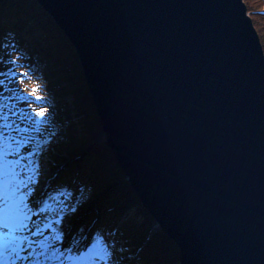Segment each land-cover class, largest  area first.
Masks as SVG:
<instances>
[{
    "label": "water",
    "instance_id": "water-1",
    "mask_svg": "<svg viewBox=\"0 0 264 264\" xmlns=\"http://www.w3.org/2000/svg\"><path fill=\"white\" fill-rule=\"evenodd\" d=\"M35 1L180 264H264V53L243 0Z\"/></svg>",
    "mask_w": 264,
    "mask_h": 264
},
{
    "label": "trees",
    "instance_id": "trees-1",
    "mask_svg": "<svg viewBox=\"0 0 264 264\" xmlns=\"http://www.w3.org/2000/svg\"><path fill=\"white\" fill-rule=\"evenodd\" d=\"M243 2L264 53V0ZM14 75L33 78L47 113L40 130L14 132L20 141L30 138L18 150L23 159L16 172L23 168L26 176L6 180L16 201L26 195L30 204L29 193L41 175L55 172L37 212L44 215L46 204L69 200L72 210L65 223L72 227L67 249L73 255L86 253L102 237L111 252L110 264H179L177 246L156 227L105 142L74 48L35 0H0V94ZM1 108L0 96V114H6ZM16 159L15 154L8 156V162ZM30 175L34 182L18 194L16 188H25ZM54 228L61 235V226Z\"/></svg>",
    "mask_w": 264,
    "mask_h": 264
},
{
    "label": "snow or ice",
    "instance_id": "snow-or-ice-1",
    "mask_svg": "<svg viewBox=\"0 0 264 264\" xmlns=\"http://www.w3.org/2000/svg\"><path fill=\"white\" fill-rule=\"evenodd\" d=\"M31 119V117H29ZM42 116L40 120H33L34 125H39L43 121ZM30 142V138L18 142L15 137L7 139V144L12 147L5 149V137L0 134V232L4 233L0 236V264H16L17 261L23 264L24 261H28L29 257L33 255V249L35 242L29 239L33 235H43L41 232L32 231L27 222L31 215V212L25 197L21 195L18 202L16 201L15 193L8 195L3 190V184L6 180L11 179L13 176L18 175L16 169L20 165V161L23 159L19 156L18 150L21 149L24 143ZM39 151V147L37 148ZM15 154L16 164L12 165L8 162V156ZM35 155V153H33ZM28 183L24 184L25 188L29 183H33V176L27 177ZM19 191V188H16ZM74 210V209H73ZM43 211V209H42ZM65 211L67 209L65 208ZM59 220H54L53 224L48 225L55 231L54 225H58ZM61 239L59 235H53L51 238H45L39 242V256L44 257V261H58L59 264H65V262H71V264H110L111 252L107 243L101 237L94 241L91 248L86 253L72 254V250L61 251L58 247V241ZM27 253V255H21V253ZM29 264L31 262L29 261Z\"/></svg>",
    "mask_w": 264,
    "mask_h": 264
},
{
    "label": "rangeland",
    "instance_id": "rangeland-1",
    "mask_svg": "<svg viewBox=\"0 0 264 264\" xmlns=\"http://www.w3.org/2000/svg\"><path fill=\"white\" fill-rule=\"evenodd\" d=\"M9 80L10 81L5 82V92L0 94L2 103L1 109L7 110L6 114H0V132L2 133L3 137H5V149L12 147L11 145L7 144V139L15 137L18 142H21L19 140L18 134L16 133H25V130H28L29 128H36L37 130H40L39 126L41 123H43L47 115L46 111L42 108V103L40 101L41 98L37 90V84L32 77L29 75H14L11 76ZM32 99H34L35 102H31ZM42 116L44 119L39 125H34L32 123L33 120H40ZM29 117H31V119ZM14 132L16 133L14 134ZM9 164L15 165L16 163L9 161ZM19 173V178L21 179L23 176H26V172L23 171V168L22 170H19ZM54 175L55 172H44L41 175L36 188L32 189V191L29 193L31 196V203L28 204V206L30 209L34 207L36 210L31 209V212L34 214L30 216L27 222L29 223L32 231L41 232L43 235H33L29 237V239L34 241L37 245H35L34 249L32 250L33 255L29 257L28 261H24L23 264H29V261L31 264H59V262L55 260L45 262L44 257L39 256V252L41 251L38 246L39 242L45 238H51L53 235H59L58 233L55 234V231H53L51 228H48V225L53 224L54 220H59V224L54 226L60 225L62 229L61 235H59L61 236V239L58 241V247L61 251L68 250L67 246L69 243H67V241L68 237L72 234V227L67 226L65 223V219L69 217L68 213L72 210V205L69 200L63 203L56 201L54 204H46L45 207L47 208V213L44 215H42L40 212H37L38 209L36 207L38 206L37 199L41 200L43 198L45 186L50 182ZM26 189L27 188H20L18 194L26 191ZM3 190L8 195H11L12 193V188L7 186L6 181L3 184ZM33 196H37V198L34 199ZM24 197L27 198L26 195ZM65 208L67 211H65ZM3 234L4 233L0 232V236ZM65 254L68 255L66 251ZM21 255H27V253H21ZM16 264H21V262L17 261ZM65 264L71 263L65 262Z\"/></svg>",
    "mask_w": 264,
    "mask_h": 264
},
{
    "label": "bare ground",
    "instance_id": "bare-ground-1",
    "mask_svg": "<svg viewBox=\"0 0 264 264\" xmlns=\"http://www.w3.org/2000/svg\"><path fill=\"white\" fill-rule=\"evenodd\" d=\"M132 189V188H131ZM133 190V189H132ZM134 194L137 196V194L134 192ZM131 196V195H130ZM132 196H134V195H132ZM114 196H112V195H106L105 196V198H107V199H112ZM135 197V196H134ZM137 197H139V196H137ZM35 198H37V196L35 197ZM34 198V199H35ZM64 202H67V201H64ZM142 204V203H141ZM37 205L38 206H40L41 205V202H40V200H38L37 199ZM101 206H102V204H101ZM128 206H132V204L130 203V205H128ZM144 207V206H143ZM148 213H149V211H148ZM150 214V213H149ZM131 215L133 216V217H136L138 214H137V212H132L131 213ZM150 217L155 221V220H157V219H155L152 215H150ZM156 223H157V221H156ZM156 225V227L157 228H159L158 226H157V224H155ZM160 229V228H159ZM178 256H179V264H180V251L178 252Z\"/></svg>",
    "mask_w": 264,
    "mask_h": 264
}]
</instances>
